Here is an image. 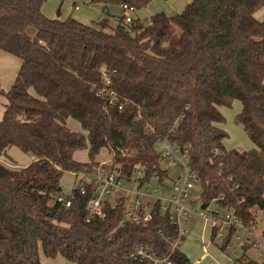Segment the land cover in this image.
Returning a JSON list of instances; mask_svg holds the SVG:
<instances>
[{
	"label": "trees",
	"instance_id": "trees-1",
	"mask_svg": "<svg viewBox=\"0 0 264 264\" xmlns=\"http://www.w3.org/2000/svg\"><path fill=\"white\" fill-rule=\"evenodd\" d=\"M48 1L0 0V51L21 61L12 88L0 91L7 99L0 156L18 148L34 159L21 170L0 163V264H42V255L71 264H143L127 259L140 244L170 254L165 238L176 240L178 231L159 201L146 226H120L123 198L107 204L104 219L87 222L93 182L85 195L72 192L69 208L56 202L63 176H96L105 150L113 156L107 171L129 179L141 168L142 182H164L161 140L191 150L203 209L217 205L246 225L255 221L264 212V19L256 18L264 0H192L180 14L120 18L115 26L50 19L42 12ZM152 1L91 4L141 11ZM235 101L242 111L234 122L253 143L249 151L224 145L220 108ZM69 119L86 135L72 132ZM84 150L89 161L78 162ZM171 260L194 264L181 249Z\"/></svg>",
	"mask_w": 264,
	"mask_h": 264
},
{
	"label": "built area",
	"instance_id": "built-area-1",
	"mask_svg": "<svg viewBox=\"0 0 264 264\" xmlns=\"http://www.w3.org/2000/svg\"><path fill=\"white\" fill-rule=\"evenodd\" d=\"M120 8L122 14L118 16V19L123 18L126 23H131L136 18L137 10L133 7L123 5ZM104 12L106 14L107 11L105 10ZM107 82L109 83L108 80ZM156 149L162 160L170 162L177 169V177L171 186L167 184L169 178L161 182L158 176H152L146 182H142L145 173L141 168H136L129 179L122 177L119 169L107 171L102 164H100L99 168H94L97 171V175L94 177L86 173L76 174L85 177V180H81L78 188L75 189L81 195L86 193V183L90 184L93 182L95 184L93 195L88 205L89 216L87 222L94 218L104 219L107 204L116 207L120 199L123 198L125 200V212L120 226L128 223L146 226L151 222L153 209L159 201L163 214L169 216L178 231L176 240L165 238L166 241L171 243V253L160 254L149 246L140 244L130 251L127 259L143 264H173L171 260L172 252L180 249L181 243L184 241L183 220L187 222L191 215L197 214L210 228L211 243L213 245L215 242L219 246H225L228 251L234 242L240 243L243 247H249L251 239H255L251 245L260 251L258 264H264V250H262L259 242V234L257 235V217L261 211L256 213L255 221L248 225L233 211L220 208L217 205L211 204L204 209L201 207L202 211L196 213L195 207L190 208L186 205V201L193 190L200 186L199 176L191 166V150L189 148L181 149L167 140L158 141ZM73 196L72 193L68 196L60 195L57 197L56 202L69 208L72 204ZM160 235L163 236V233L160 232ZM202 250L203 254L209 253L207 246L203 245Z\"/></svg>",
	"mask_w": 264,
	"mask_h": 264
},
{
	"label": "rangeland",
	"instance_id": "rangeland-1",
	"mask_svg": "<svg viewBox=\"0 0 264 264\" xmlns=\"http://www.w3.org/2000/svg\"><path fill=\"white\" fill-rule=\"evenodd\" d=\"M168 0H153L151 4H149L146 8L141 10V14L143 16L149 17L152 14H156L158 12H162L166 7ZM74 5L79 6V10H74ZM43 14L50 19H60L67 16L72 15L75 19L82 20L87 23H91L92 25L96 24L93 21L99 23L100 19H107L112 24H116L117 21L114 17H106L105 15H101L97 6L87 0H49L44 6L42 10ZM156 12V13H155ZM93 22V23H92ZM28 34L34 38L36 36V30L29 29ZM5 53V52H1ZM15 61H18L19 66L21 65V61L14 56H12ZM7 63H3L5 65ZM1 65V66H2ZM19 69H16L12 63L7 64L5 66L0 67V91L8 92L17 77ZM16 74V75H15ZM34 93V91H32ZM7 105V99L2 93H0V121L3 118L5 109ZM226 126L230 129L234 126L231 119L226 118ZM68 128L75 133H81L86 135V132L82 129L81 125L73 120L69 119L67 121ZM242 141V140H241ZM240 141V142H241ZM247 141V140H246ZM249 144V143H248ZM231 142H227L226 146H230ZM237 149L246 151V147H238ZM251 149V148H250ZM249 150V149H248ZM8 157L5 158L0 156V163L5 165L6 167L14 170H21L27 166H29L33 161V157L24 154L18 148H12L8 151ZM74 158L81 163H87L89 161L88 150L77 152ZM99 163L111 164L113 163V156L109 154L107 150L101 153L99 157L96 158ZM162 168L168 169L170 172V177L167 181V184L171 186L176 177H177V169L176 167L166 160H162ZM81 180H85L83 175H76L66 173L61 180V195L68 196L75 189L78 188ZM201 187L197 186L193 192L191 193L189 199L186 201V205L190 208L195 207L196 213L202 211L200 195H201ZM182 227L185 230L184 241L181 243V251L188 257V259L192 262L197 260L200 261L199 264H242L240 258L244 255L246 259L253 260L256 262L260 261L259 252L256 247H253L251 243L255 239H251L250 246L247 249L240 243H232L231 249L227 252L221 250L220 246H215L213 244L205 243L206 238L209 236V227L205 224V222L200 219L197 214L191 215L188 218V221L185 222L183 220ZM257 235L259 234V242L261 243V248L264 250V212L261 211L259 216L257 217ZM207 246L209 251L208 254H203L202 247ZM42 264H71L65 261L62 258H57L55 260H51L45 258L42 255Z\"/></svg>",
	"mask_w": 264,
	"mask_h": 264
},
{
	"label": "crops",
	"instance_id": "crops-1",
	"mask_svg": "<svg viewBox=\"0 0 264 264\" xmlns=\"http://www.w3.org/2000/svg\"><path fill=\"white\" fill-rule=\"evenodd\" d=\"M91 3V0H87ZM192 0H168L167 4H166V7L161 10L163 13L167 14V15H176V14H180L184 8L191 2ZM152 3V2H151ZM47 4V3H46ZM46 4L44 6H46ZM92 5V4H91ZM94 6H97L101 15H105L106 17H114V19L116 21H118V16H120L122 14V10L121 8H104L103 6L101 5H94ZM44 8V7H43ZM79 6L77 5H74V10H79ZM43 10V9H42ZM107 11L106 14L104 11ZM142 11H137L135 17L136 18H140L141 20H147L149 19L151 16L155 15V14H152L151 16L149 17H146V16H143L141 14ZM156 13V12H155ZM160 13V12H158ZM157 14V13H156ZM68 17H72V15H67L65 17H63L62 19H67ZM74 18V17H73ZM256 18L258 20H263L264 19V7L258 11L256 13ZM76 20H78L76 18ZM104 20H107V19H100L99 22L101 21H104ZM80 22H82L83 24H86V25H92L91 23H87V22H84L82 20H78ZM109 21V20H108ZM95 23H97L96 21H93ZM92 22V23H93ZM109 24L110 25H113L115 26L116 24H112L110 21H109ZM12 55H9L7 53H1L0 51V67L2 66H5V65H9V64H13L14 66H16V69H20V66L18 64V61H15L14 59H12ZM16 58V57H15ZM18 59V58H17ZM3 63H7L5 65H2ZM2 65V66H1ZM16 75V74H15ZM220 111L222 112V114L224 115L225 119H231L232 122H233V125L234 127H232L231 129L226 126L225 124L222 125V128L228 133V138L226 139V141L224 142V145L226 147V149L228 151L230 150H234V149H237L238 147L242 146V147H246V151H249L251 149L254 148V145L253 143L250 141V139L248 138L247 134L243 131V129L240 127V126H237L235 124V118L237 115H239L242 111V105L240 102L238 101H235L233 103V106L232 108H226V107H221L220 108ZM242 140V141H241ZM247 140V141H246ZM241 141V142H240ZM227 142H231V145L228 147L226 146ZM249 143V144H248ZM251 148V149H250ZM249 149V150H248ZM211 243V230L209 228V236H208V239L206 238L205 240V243ZM242 258H244V261H248V259H246L245 256H243ZM246 259V260H245ZM199 260L193 262L194 264H199L197 263Z\"/></svg>",
	"mask_w": 264,
	"mask_h": 264
},
{
	"label": "water",
	"instance_id": "water-1",
	"mask_svg": "<svg viewBox=\"0 0 264 264\" xmlns=\"http://www.w3.org/2000/svg\"><path fill=\"white\" fill-rule=\"evenodd\" d=\"M59 191H62V188H60Z\"/></svg>",
	"mask_w": 264,
	"mask_h": 264
}]
</instances>
